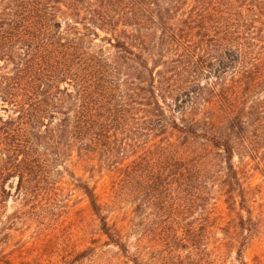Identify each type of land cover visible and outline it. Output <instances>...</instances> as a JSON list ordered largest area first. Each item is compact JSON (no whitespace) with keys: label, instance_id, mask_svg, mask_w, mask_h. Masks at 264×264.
Instances as JSON below:
<instances>
[{"label":"trees","instance_id":"16d2710c","mask_svg":"<svg viewBox=\"0 0 264 264\" xmlns=\"http://www.w3.org/2000/svg\"><path fill=\"white\" fill-rule=\"evenodd\" d=\"M0 98V206L12 178L28 198L77 158L182 210L219 186L252 233L233 159L264 145V0H0ZM80 184L110 243L143 264Z\"/></svg>","mask_w":264,"mask_h":264},{"label":"rangeland","instance_id":"374dc122","mask_svg":"<svg viewBox=\"0 0 264 264\" xmlns=\"http://www.w3.org/2000/svg\"><path fill=\"white\" fill-rule=\"evenodd\" d=\"M0 115H5L1 98ZM257 124L254 115L253 140ZM244 144L238 145L233 163L245 195L244 209L252 214L251 234L238 230L236 212L227 209L219 186L207 206L182 210L165 202V194L158 202L150 188L141 192L134 179L120 183L117 166L93 173L74 158L67 162V171L51 173L52 181L40 194L31 189L32 196L24 198L17 189L18 177L8 181L0 206L1 264H133L103 234L80 183L96 187L110 225L143 264H264V145ZM254 146L255 161L250 158ZM190 147L205 150L202 143Z\"/></svg>","mask_w":264,"mask_h":264}]
</instances>
